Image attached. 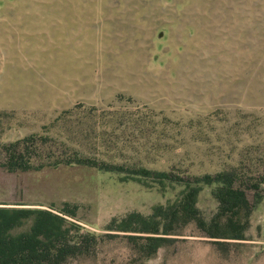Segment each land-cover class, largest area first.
Returning <instances> with one entry per match:
<instances>
[{
  "label": "rangeland",
  "instance_id": "obj_1",
  "mask_svg": "<svg viewBox=\"0 0 264 264\" xmlns=\"http://www.w3.org/2000/svg\"><path fill=\"white\" fill-rule=\"evenodd\" d=\"M33 134L43 157L105 168L0 167V205L78 206L97 244L65 264H264V0H0V146ZM222 171L259 198L245 240L180 221L146 258L137 237L106 234ZM196 188L209 223L213 187Z\"/></svg>",
  "mask_w": 264,
  "mask_h": 264
},
{
  "label": "trees",
  "instance_id": "obj_2",
  "mask_svg": "<svg viewBox=\"0 0 264 264\" xmlns=\"http://www.w3.org/2000/svg\"><path fill=\"white\" fill-rule=\"evenodd\" d=\"M40 139L33 134L2 144L0 167L8 172L39 171L67 166L105 169L96 161L83 158L75 152L70 156L59 152L43 157L41 152L44 143ZM143 172L145 176L152 174ZM157 175L165 177L164 174ZM181 183L184 188L182 202H177L174 206H156L148 216L130 213L120 219L112 218L106 225V234L110 237L117 235L114 233L122 232L128 238L137 237L143 242L141 250L146 258L152 257L168 241L172 226L180 221H194L210 238L245 240L244 232L259 198L255 196L254 205L249 202L245 191L236 186V178L231 171L204 175ZM196 185L213 187L212 195L217 200L218 208L209 223L200 216L196 207ZM77 211L78 206L69 203L56 209L0 205V264H65L69 259L94 253L97 237L89 232L79 231L76 223ZM221 219L224 227L218 230ZM28 221L30 226L27 230L16 232ZM136 234L138 236H134Z\"/></svg>",
  "mask_w": 264,
  "mask_h": 264
}]
</instances>
